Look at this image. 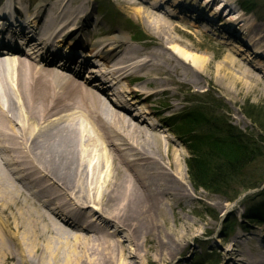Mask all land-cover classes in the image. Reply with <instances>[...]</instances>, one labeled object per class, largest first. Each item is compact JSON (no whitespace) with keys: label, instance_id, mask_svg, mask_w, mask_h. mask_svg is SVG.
Returning <instances> with one entry per match:
<instances>
[{"label":"bare ground","instance_id":"obj_1","mask_svg":"<svg viewBox=\"0 0 264 264\" xmlns=\"http://www.w3.org/2000/svg\"><path fill=\"white\" fill-rule=\"evenodd\" d=\"M48 1L28 2L29 20L21 21L27 28L20 36L11 34V42L4 39L8 29L0 27V49L20 52L21 41L30 54L46 55L53 64L61 58L50 51L48 40L61 41L66 33L61 43L73 35L67 48L72 52L80 48L92 23L86 0H56L50 5ZM122 2L147 30L159 31L154 41L158 50L151 49L146 60L135 61L141 48L120 52L127 39L109 31L106 39L86 46V55L98 58L111 71L99 70L87 80L81 78L88 72L86 66L70 76L40 64L42 58L0 61V264H172L192 252L195 224L184 223L182 231L166 228L168 211L181 224L184 220L175 213L176 206L186 208L189 202L203 200L178 174L180 161L174 147L169 143L164 155L159 128L144 126L139 114L132 117L133 99L124 100L122 95L120 102L108 103L100 93L106 89L111 94L131 72L147 78V87L162 88L151 92L138 86L127 91L137 103L150 102L170 94L168 85H202L209 61L168 47L177 42L172 32L180 27L157 12V6L145 9L135 0ZM18 3L23 5L24 0ZM184 6L202 11L200 18L218 17L217 11L197 1L185 0ZM5 12L0 10V17ZM10 18L12 22L13 13ZM263 29L257 27V33ZM105 33L100 30L97 36ZM262 41L259 35L252 43L256 55L263 54ZM113 58L118 60L113 63ZM67 60L75 64L78 57L70 54ZM222 64L219 71L225 76L238 70L253 88L264 85L262 73L234 57L225 56ZM146 68L152 70L142 75ZM161 111L145 113L157 116ZM217 206L223 203L217 201ZM239 230L249 232L251 238L242 243L236 235L230 249L214 252L219 264H264V230L258 225Z\"/></svg>","mask_w":264,"mask_h":264},{"label":"rangeland","instance_id":"obj_2","mask_svg":"<svg viewBox=\"0 0 264 264\" xmlns=\"http://www.w3.org/2000/svg\"><path fill=\"white\" fill-rule=\"evenodd\" d=\"M135 1L139 3V7L145 9L157 6V12L165 13L171 23L180 27L179 30L172 32L177 42H170L168 47H178L206 57L209 61L202 85L199 87L184 84L168 85L170 94H162L150 102L137 103L136 98L129 97L127 91L137 89L138 86L145 87L151 92L162 90V88L158 85L147 87V78L140 79L131 72L128 76L133 84L129 83V78L127 81L121 80L114 90L121 91L120 96L125 95L124 100L133 99L129 103L133 110L131 111L132 117H136L137 114H139L137 117L142 116L141 121L144 119L145 124L144 122L143 124L148 128H150L149 125L159 126L158 131L163 140L164 155L167 156L168 144L171 143L181 164L178 167V174L184 177V183L189 191L195 195H201L203 199L201 203L189 202L186 208L176 206L175 213L184 220L181 224L174 221V216L170 211L167 213V230L179 231L185 228L184 223L186 226L195 224V231L190 236L192 252L178 256L172 264H219L220 257L214 252L218 251L219 254H223L224 251L230 249L231 242L236 235L242 238V243H246L251 238L249 232L239 230V227L249 230L258 225L259 229L264 230V85L253 88L252 83L248 79H243L238 70L231 71L233 76L231 74L225 76V71H219L224 65L222 64L224 57L230 55L245 66L255 68L259 74L262 73L261 76L264 75V31L257 33V27H264V0H249L253 4L252 13L246 12L241 7L240 0H193L198 3L209 2L208 10L218 12V17L211 22L203 16L198 19L196 12L184 6L185 0ZM16 2L15 6L25 13L30 4L28 2L32 0H24L23 5L18 3V0ZM54 2L56 0H49L48 5ZM86 2L89 7V19L92 21V23L89 22L91 28L86 29L83 34L86 41L104 40L108 37V32L112 31V34L121 35L127 39V43L119 50L120 52L126 49L141 48L135 60L137 63L149 58L148 53L151 49L158 50L154 41L159 31L147 30L143 22L128 11L122 0H86ZM100 30L106 31V35L97 36ZM259 35L263 37L259 45L263 54L256 55L252 43ZM138 37H140L138 42L131 41L132 38L136 40ZM164 37L168 39V36L164 35ZM24 57L26 58L27 55ZM116 59L118 60V58H113L111 62L115 63ZM86 63L89 75L99 70L108 72V67L104 68L99 59L92 58ZM137 63L136 66H138ZM151 70V68L150 70L146 68L141 73L143 75ZM257 71L255 72L258 74ZM224 79L227 80L224 82ZM210 93L214 94L208 96ZM118 97H111V99H118ZM103 98L108 103L110 102L108 95H104ZM149 108L162 111L157 116H149L145 113ZM199 108L209 113L210 117H205V119L210 120L211 123H224L225 121L231 125L235 135L240 136L238 143L243 146L247 145L250 150L256 146L250 163L244 166L239 173L233 175L234 178L229 180L223 193L198 189L192 183L188 172L187 161L191 158L189 148H195L197 153L203 151V147L199 148L202 145L201 141L210 137L213 132L210 131L212 124L200 126L192 119L186 126L190 118L187 117L188 114ZM174 121L181 124L172 125ZM202 155L203 153H200V156ZM214 162L216 163L211 164L212 167L220 165L222 161ZM217 201L222 202L223 206H217ZM233 211L236 213L232 215ZM209 240L213 243L208 244Z\"/></svg>","mask_w":264,"mask_h":264},{"label":"trees","instance_id":"obj_3","mask_svg":"<svg viewBox=\"0 0 264 264\" xmlns=\"http://www.w3.org/2000/svg\"><path fill=\"white\" fill-rule=\"evenodd\" d=\"M240 1L245 10L253 11V4L249 0ZM192 116L195 121L206 125L212 124L210 131H213L210 137L201 141L202 145L199 148L203 147V151H199V154L195 148H190L191 158L187 161V167L192 183L198 189L223 193L229 180L234 178L233 175L250 163L256 146L250 150L247 145L238 143L239 134L235 135L234 129L225 121L211 123L205 119L206 116L201 115V112L192 113ZM200 153L203 155L200 156ZM217 160L222 162L212 167L211 164Z\"/></svg>","mask_w":264,"mask_h":264}]
</instances>
